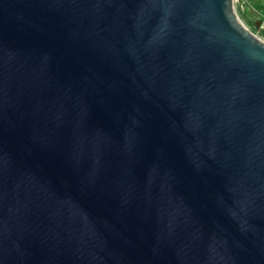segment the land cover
Returning a JSON list of instances; mask_svg holds the SVG:
<instances>
[{"label": "water", "instance_id": "1", "mask_svg": "<svg viewBox=\"0 0 264 264\" xmlns=\"http://www.w3.org/2000/svg\"><path fill=\"white\" fill-rule=\"evenodd\" d=\"M0 264H264L234 0H0Z\"/></svg>", "mask_w": 264, "mask_h": 264}, {"label": "rangeland", "instance_id": "2", "mask_svg": "<svg viewBox=\"0 0 264 264\" xmlns=\"http://www.w3.org/2000/svg\"><path fill=\"white\" fill-rule=\"evenodd\" d=\"M234 7L242 23L264 41V30L260 24L261 14L264 13V0H234Z\"/></svg>", "mask_w": 264, "mask_h": 264}, {"label": "built area", "instance_id": "3", "mask_svg": "<svg viewBox=\"0 0 264 264\" xmlns=\"http://www.w3.org/2000/svg\"><path fill=\"white\" fill-rule=\"evenodd\" d=\"M260 24H261V28L264 30V13L261 14Z\"/></svg>", "mask_w": 264, "mask_h": 264}, {"label": "trees", "instance_id": "4", "mask_svg": "<svg viewBox=\"0 0 264 264\" xmlns=\"http://www.w3.org/2000/svg\"><path fill=\"white\" fill-rule=\"evenodd\" d=\"M254 25H255V22H254Z\"/></svg>", "mask_w": 264, "mask_h": 264}]
</instances>
